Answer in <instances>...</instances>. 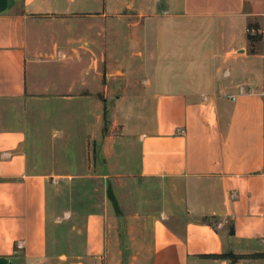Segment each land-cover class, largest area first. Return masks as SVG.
Masks as SVG:
<instances>
[{
	"label": "crops",
	"instance_id": "obj_1",
	"mask_svg": "<svg viewBox=\"0 0 264 264\" xmlns=\"http://www.w3.org/2000/svg\"><path fill=\"white\" fill-rule=\"evenodd\" d=\"M73 179L117 206L55 254ZM0 264H264V0H0Z\"/></svg>",
	"mask_w": 264,
	"mask_h": 264
},
{
	"label": "rangeland",
	"instance_id": "obj_2",
	"mask_svg": "<svg viewBox=\"0 0 264 264\" xmlns=\"http://www.w3.org/2000/svg\"><path fill=\"white\" fill-rule=\"evenodd\" d=\"M94 27L96 33H107L109 26L90 25L87 23L78 24L77 21L73 23L58 20L55 23L46 25L44 27L45 30H43L46 32L55 31L60 35L61 32L70 35H76L77 32L83 33L85 36L79 37L81 40H74L73 44H78L79 46L85 44L86 47H90L92 43L90 33L93 32ZM248 35L252 36L250 32H248ZM103 43L107 42L104 41ZM102 82L103 79L101 77ZM44 114L43 112H38L36 116H43ZM101 115L124 116L123 111L117 105L102 106ZM91 161L95 166L96 150L94 148L92 149ZM94 168L96 169V166ZM90 171L89 174L93 175L92 170ZM53 186L57 198V212L52 231L53 252L55 254L66 253L71 255L76 253L78 251L77 247L84 242L86 236L84 229L88 215L92 213L97 205L104 206L108 202L107 185L95 179H73L54 183Z\"/></svg>",
	"mask_w": 264,
	"mask_h": 264
},
{
	"label": "trees",
	"instance_id": "obj_3",
	"mask_svg": "<svg viewBox=\"0 0 264 264\" xmlns=\"http://www.w3.org/2000/svg\"><path fill=\"white\" fill-rule=\"evenodd\" d=\"M248 37H249L250 40L254 38L253 36H250V35ZM108 197L112 201L114 206H117V201H116V199L114 197V194H113V191H112L111 187L108 188Z\"/></svg>",
	"mask_w": 264,
	"mask_h": 264
},
{
	"label": "built area",
	"instance_id": "obj_4",
	"mask_svg": "<svg viewBox=\"0 0 264 264\" xmlns=\"http://www.w3.org/2000/svg\"><path fill=\"white\" fill-rule=\"evenodd\" d=\"M250 33H254V32H250ZM181 133H183V131H181Z\"/></svg>",
	"mask_w": 264,
	"mask_h": 264
}]
</instances>
